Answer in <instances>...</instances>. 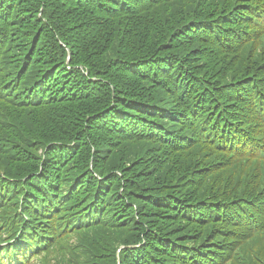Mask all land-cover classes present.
<instances>
[{"label": "trees", "instance_id": "trees-1", "mask_svg": "<svg viewBox=\"0 0 264 264\" xmlns=\"http://www.w3.org/2000/svg\"><path fill=\"white\" fill-rule=\"evenodd\" d=\"M50 255L264 264V0H0V264Z\"/></svg>", "mask_w": 264, "mask_h": 264}, {"label": "rangeland", "instance_id": "rangeland-1", "mask_svg": "<svg viewBox=\"0 0 264 264\" xmlns=\"http://www.w3.org/2000/svg\"><path fill=\"white\" fill-rule=\"evenodd\" d=\"M72 243H74V241H73ZM49 257H50L51 260H52V261H51V264H55L54 259L52 258V255H50ZM35 262H36L37 264H41V263H39V262L36 261V260H35ZM34 264H35V263H34Z\"/></svg>", "mask_w": 264, "mask_h": 264}]
</instances>
